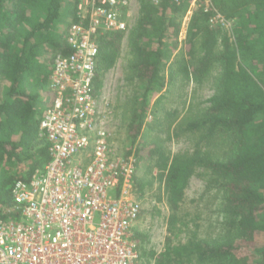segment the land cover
<instances>
[{
	"label": "trees",
	"instance_id": "1",
	"mask_svg": "<svg viewBox=\"0 0 264 264\" xmlns=\"http://www.w3.org/2000/svg\"><path fill=\"white\" fill-rule=\"evenodd\" d=\"M75 2L0 0V220L16 215L11 196L14 182L28 180L49 160V142L39 124L52 101L48 79L54 57L70 51L66 34L76 20ZM213 3L225 16H235L221 50L216 49L217 28L209 23L214 7H196L179 41L186 0H162L157 5L139 0L133 25L125 31L106 32L98 40L93 79L97 93L101 76L116 65L122 41L128 38L129 80L142 87L140 96L134 95L130 102L127 132L131 144L145 125L150 130L158 126L155 121L147 123L146 116L151 99L165 86L167 63L171 62V79L182 74L196 83L203 81L215 63L221 67L208 105L197 109L192 119L178 122L181 132L197 136L191 154L167 156L155 136L148 152L158 156L154 164L158 171L153 180H145L151 167L140 164L142 149L135 148V197L138 194V200L144 187L158 183L159 199L169 209V233L197 168L208 173V186L221 194L219 236L174 243L167 235L163 250L147 253L153 264H264V0ZM179 50L180 56L174 57ZM135 230L140 258L145 248L142 234Z\"/></svg>",
	"mask_w": 264,
	"mask_h": 264
},
{
	"label": "built area",
	"instance_id": "2",
	"mask_svg": "<svg viewBox=\"0 0 264 264\" xmlns=\"http://www.w3.org/2000/svg\"><path fill=\"white\" fill-rule=\"evenodd\" d=\"M186 1L184 28L196 7L213 8L210 0ZM74 7L76 20L66 34L70 51L54 57L52 101L39 124L49 160L12 186L16 215L0 220V264H134L138 257L134 165L111 145L107 103L93 79L99 37L127 30L139 0H76ZM214 10L209 23L226 26Z\"/></svg>",
	"mask_w": 264,
	"mask_h": 264
},
{
	"label": "rangeland",
	"instance_id": "3",
	"mask_svg": "<svg viewBox=\"0 0 264 264\" xmlns=\"http://www.w3.org/2000/svg\"><path fill=\"white\" fill-rule=\"evenodd\" d=\"M210 4L216 9L214 11L221 13L228 22L226 26H220L218 22H214V26L217 28L216 49L221 50L222 38L225 35L230 36V28L235 22V16H225L223 11L214 6L213 0H210ZM137 14L138 12H136L131 25H133ZM185 30L186 26L182 27L179 41L184 38ZM175 53L174 57H179L181 50H179V54ZM130 59L131 51L128 38L125 37L116 65L100 78L102 87L97 94L100 96V100L107 103L106 126L111 132L112 147L119 156L129 160L133 165L137 161L134 155L135 148L140 147L142 149L140 164L143 166L150 164L151 167L150 173L144 178L153 180L152 178L158 171L157 166L154 165L158 156L149 154L148 150L151 146L148 143L158 135L161 139L160 148L167 156L193 152L198 141L197 136L193 133L181 132L178 122L192 119L197 109L208 105L207 99L216 92L215 78L220 73L221 67L215 63L203 81L196 83L183 77L182 74L171 79L168 75L171 62L167 63L165 86L151 99L146 116L147 123L155 121L158 126L150 130L149 125H145L141 130V136L134 144H131L127 132L129 111L133 107L130 102L134 95L141 94L142 87L136 81L129 80L128 64ZM42 105L45 107V104ZM144 142L147 145H143ZM202 148H204L203 145ZM209 180L210 176L201 168H197L191 175L184 200L177 211L178 220L172 233L167 230L169 209L165 201L162 198L159 199L161 189L158 188V183L154 181L153 184L144 187L142 196L138 198L143 213L140 214L134 229L142 234L140 240L142 241L141 245L145 248V255L137 257L134 264H153V259L147 253L163 250L167 235L174 243H184L192 238L207 239L219 236L223 221L221 194L216 187L208 186ZM136 196L139 195L136 194ZM258 240L259 243L262 242L260 236Z\"/></svg>",
	"mask_w": 264,
	"mask_h": 264
}]
</instances>
